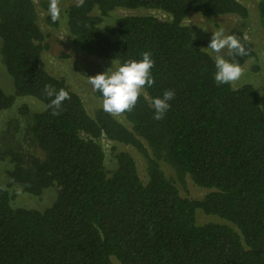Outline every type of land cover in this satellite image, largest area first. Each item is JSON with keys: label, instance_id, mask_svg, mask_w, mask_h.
<instances>
[{"label": "trees", "instance_id": "obj_1", "mask_svg": "<svg viewBox=\"0 0 264 264\" xmlns=\"http://www.w3.org/2000/svg\"><path fill=\"white\" fill-rule=\"evenodd\" d=\"M242 1L84 0L78 8L60 0L76 50L119 65L151 52L155 84L145 86L120 120L102 106L90 114L67 80L41 62L50 46L41 21L58 25L49 0H0V58L12 81L11 92L0 87V111L21 96L43 103L38 111L19 107L29 116L24 146L7 150L12 166L0 182V264H264L260 94L251 83L217 85L213 57L184 23L189 13L245 18ZM255 7L264 30V0ZM117 8L144 12L120 15L102 28ZM228 34L248 49L246 56L226 57L242 66L255 56V45L239 28ZM46 84L71 96L60 115L47 107ZM166 90L175 91L171 107L155 120L151 102ZM103 137L140 155L145 180L128 150L114 152L115 167L106 169ZM187 178L208 191L181 195ZM13 183L33 195L54 186L56 197L43 210L14 207ZM198 212L219 220L198 222Z\"/></svg>", "mask_w": 264, "mask_h": 264}, {"label": "rangeland", "instance_id": "obj_2", "mask_svg": "<svg viewBox=\"0 0 264 264\" xmlns=\"http://www.w3.org/2000/svg\"><path fill=\"white\" fill-rule=\"evenodd\" d=\"M73 2H76V0H63V5ZM242 2L248 8V16L245 18L226 14L204 18L198 13H189L184 19V23L191 27L193 38L200 43L202 48L208 46L213 32L221 28L224 29L226 35L232 27L243 31L244 36L255 45V56L249 58L242 65L244 76L241 80L231 85L237 87L243 83L253 84L259 91L260 104L264 109V30L258 23V14L255 7L256 0H244ZM140 12L144 11L117 8L104 17L101 27L104 28L106 25L113 23L116 17L120 15ZM150 12L159 17H166L165 14L159 11ZM41 24L43 28L50 30V46L42 54L41 62L50 73L63 76L67 80L70 87L81 96L86 110L92 114L95 108L102 106L103 101L94 95L93 86L88 82V76L96 75L108 69L109 72H114L119 68V63L113 59L97 58L76 50L71 43L62 16L55 28L50 29L42 21ZM210 51V49L207 50L208 53ZM214 55L213 53L211 56L214 57ZM0 87L6 92L12 91V81L3 67L1 58ZM22 104H26L31 112L38 111L43 107L41 101L30 96H21L15 98L11 107L0 111V182L8 179L7 170L12 166L11 162H9L7 150L10 148L21 149L24 146V135L28 130L29 116L19 111V107ZM118 118L123 120L121 115ZM99 141L105 153V166L108 171L115 167L114 152L128 150L135 158L141 179L145 180L143 161L132 147L112 142L104 137ZM8 189L12 206L38 210L48 207L57 193L54 186L44 189L40 195L24 192L16 183L10 185ZM179 189L181 195L194 198H199L208 191L206 188L196 186L189 178L186 179L184 185L179 186ZM218 220L216 216L201 212L197 213L198 222Z\"/></svg>", "mask_w": 264, "mask_h": 264}, {"label": "clouds", "instance_id": "obj_3", "mask_svg": "<svg viewBox=\"0 0 264 264\" xmlns=\"http://www.w3.org/2000/svg\"><path fill=\"white\" fill-rule=\"evenodd\" d=\"M84 0H76V7H83ZM48 14L53 23L61 19L60 0H49ZM206 30V29H205ZM63 39V38H62ZM247 39V38H245ZM204 50H211L208 54H215L216 73L214 76L217 85L234 84L244 76V69L239 62L229 60L226 57L246 56L248 49L245 43L234 34H225L223 28L213 32L210 43ZM225 50H227L225 52ZM223 53V54H222ZM155 60L151 52L142 53L140 60H128L114 72L109 69L88 76V82L93 86V90L102 93V109L104 112L118 117L125 112H131L141 95H144L145 86L151 87L155 84L152 68ZM44 94L52 98L48 108L52 109L53 115H60L62 104L65 100H70L71 96L64 88L57 89L51 84L44 86ZM175 96L174 90H166L162 97L152 100L155 120H163L170 109L169 103Z\"/></svg>", "mask_w": 264, "mask_h": 264}]
</instances>
